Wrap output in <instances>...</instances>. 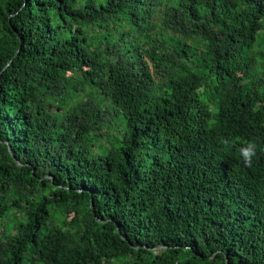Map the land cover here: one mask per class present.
Here are the masks:
<instances>
[{"label": "trees", "instance_id": "obj_1", "mask_svg": "<svg viewBox=\"0 0 264 264\" xmlns=\"http://www.w3.org/2000/svg\"><path fill=\"white\" fill-rule=\"evenodd\" d=\"M0 264H264V0H0Z\"/></svg>", "mask_w": 264, "mask_h": 264}, {"label": "rangeland", "instance_id": "obj_2", "mask_svg": "<svg viewBox=\"0 0 264 264\" xmlns=\"http://www.w3.org/2000/svg\"><path fill=\"white\" fill-rule=\"evenodd\" d=\"M105 109L109 110L110 109L109 105L105 104ZM121 120H122L121 116L115 118V123H116L118 129L121 128V125H120L121 124Z\"/></svg>", "mask_w": 264, "mask_h": 264}, {"label": "clouds", "instance_id": "obj_3", "mask_svg": "<svg viewBox=\"0 0 264 264\" xmlns=\"http://www.w3.org/2000/svg\"><path fill=\"white\" fill-rule=\"evenodd\" d=\"M244 155L247 157V156L249 155V153L246 151V152L244 153Z\"/></svg>", "mask_w": 264, "mask_h": 264}]
</instances>
